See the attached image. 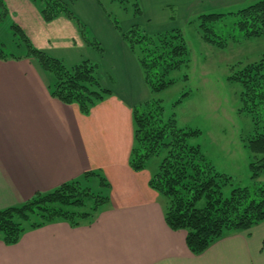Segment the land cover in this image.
I'll list each match as a JSON object with an SVG mask.
<instances>
[{
	"label": "crops",
	"instance_id": "obj_1",
	"mask_svg": "<svg viewBox=\"0 0 264 264\" xmlns=\"http://www.w3.org/2000/svg\"><path fill=\"white\" fill-rule=\"evenodd\" d=\"M29 1L0 0V11L7 20L9 9L20 10L25 27L15 24L32 45L67 67L83 60L96 64L99 84L110 95L84 116L75 105L51 97L49 77L33 62L0 60V210L63 183L82 182L89 171L99 172L108 187L100 188L93 178L82 183L105 195L107 203L90 225L55 222L26 231L15 245L0 242V264H264V222L228 234L199 256L189 253L184 231L165 225L161 198L148 186L152 171L134 172L128 165L131 110L152 94L98 0L61 2L101 53L85 45L78 25L66 16L48 23L34 19L26 10ZM245 1L139 0L138 21L154 34L185 26L203 8ZM171 7L175 15L166 12ZM24 28L33 29L37 41Z\"/></svg>",
	"mask_w": 264,
	"mask_h": 264
},
{
	"label": "trees",
	"instance_id": "obj_2",
	"mask_svg": "<svg viewBox=\"0 0 264 264\" xmlns=\"http://www.w3.org/2000/svg\"><path fill=\"white\" fill-rule=\"evenodd\" d=\"M41 17L48 23L58 16L73 20L85 45L101 53L99 43L78 23L61 0H38ZM117 3L124 11L132 7L133 17L142 14L138 0H107ZM98 3L102 7L100 1ZM103 9V8H102ZM236 17L235 28L244 39L264 36V0L229 14H200L198 29L205 43L219 49L226 46L215 40L212 25L222 18ZM7 13L0 11V25ZM108 18L110 16L106 14ZM188 21L190 24L192 21ZM111 24L136 59L143 80L151 94L160 93L175 83L174 71L189 63L188 49L180 29L147 34L137 24L122 31L118 22ZM19 54L7 53L0 45V60L27 59L33 62L50 79L48 90L52 98L65 105H75L86 116L110 92L98 81L96 64L83 60L67 67L35 48L22 29L10 27ZM187 80V76L183 77ZM240 87V113L264 114V54L255 62L241 66L228 77ZM187 96L183 94L182 97ZM181 99L177 102L181 103ZM253 120H255L253 118ZM132 146L128 165L134 172L147 169V162L160 158L150 176L148 186L162 201L164 223L172 231L185 232V245L190 254L199 256L214 243L230 233L245 232L264 222V130L250 134L240 141L251 155L248 165L252 187L234 185L232 177L219 172L191 141L201 135L200 130L177 125L174 115L167 116L160 100L150 99L131 110ZM96 179L100 188L108 184L97 171L85 172L82 182ZM81 180L61 184L45 193H36L26 202L0 210V242L15 245L23 233L55 222L70 227L90 225L98 210L107 203V197L91 190ZM258 183V184H257Z\"/></svg>",
	"mask_w": 264,
	"mask_h": 264
},
{
	"label": "rangeland",
	"instance_id": "obj_3",
	"mask_svg": "<svg viewBox=\"0 0 264 264\" xmlns=\"http://www.w3.org/2000/svg\"><path fill=\"white\" fill-rule=\"evenodd\" d=\"M99 1L105 13L110 16L109 19L117 21L122 30L136 23L144 30L141 21L139 24L138 18L133 17L132 7L124 11L117 3ZM255 1L230 3L228 6L216 8L206 7L202 12L190 17L189 22L200 14L235 13ZM29 2L30 4L26 6L27 12L34 19L36 16L42 19L39 1ZM168 9L166 12L170 14L172 12V15L178 12L177 8ZM21 19L20 10L9 9L7 20L0 25V43L4 44L7 53L19 54L23 51L16 47L17 39L14 40L10 29L16 21L25 27ZM235 21L236 17L229 15L212 25L213 38L226 43L222 49L202 40L197 27L198 21L194 20L181 26L179 29L186 42L189 63L171 74L175 81L173 85L165 91L152 94L151 99L160 100L165 114L174 115L179 127L200 130L201 135L191 143L200 147L203 155L219 172L231 176L236 186L252 187L255 183L250 179L248 169L251 155L243 148L240 139L264 130V114L261 110L255 115L239 112L240 87L237 83L230 82L228 77L241 66L260 59L264 54V36L244 39L236 30ZM25 31L37 41L33 29L32 32L27 28ZM185 75L187 80H183ZM183 94L187 96L182 97ZM179 99L182 100L181 103L177 102ZM159 161L160 158L149 160L148 170L154 172ZM257 182L259 184L264 182V175L260 176Z\"/></svg>",
	"mask_w": 264,
	"mask_h": 264
}]
</instances>
